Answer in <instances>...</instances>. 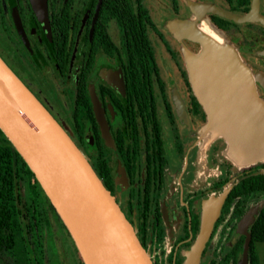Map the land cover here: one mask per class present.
<instances>
[{
	"label": "flooded vegetation",
	"instance_id": "flooded-vegetation-1",
	"mask_svg": "<svg viewBox=\"0 0 264 264\" xmlns=\"http://www.w3.org/2000/svg\"><path fill=\"white\" fill-rule=\"evenodd\" d=\"M196 1L205 3L206 26L221 31L253 73L264 74V25L236 24L207 11L243 16L255 2L264 19V0ZM189 14L181 0H0V58L95 173L103 146L107 190L152 264H188L203 204L224 193L196 264H239L245 245V264H251L257 244L253 226L264 207V163L234 165L219 157L221 140L207 150L202 136L191 143L185 134L178 114L189 130L204 123L206 114L177 42L159 30L156 19ZM183 42L191 53L199 52V44ZM171 81L182 101L179 113ZM90 87L103 110L110 146L101 138ZM1 140L0 264H83L33 174ZM204 161L220 174L204 175Z\"/></svg>",
	"mask_w": 264,
	"mask_h": 264
},
{
	"label": "water",
	"instance_id": "water-1",
	"mask_svg": "<svg viewBox=\"0 0 264 264\" xmlns=\"http://www.w3.org/2000/svg\"><path fill=\"white\" fill-rule=\"evenodd\" d=\"M207 11L236 24L258 21L264 25L255 2L243 16ZM186 32L200 46L186 64L193 94L207 117L201 135L205 145L221 140L227 159L240 167L264 163V100L257 91L259 87L264 96V74L253 73L237 50L210 26L191 27ZM88 91L101 138L110 146L103 110L94 90L90 87ZM0 131L47 196L83 264H152L87 159L1 58ZM118 174L123 175L119 166ZM224 195L203 204L201 229L188 264H196ZM256 212L244 218L241 229ZM247 249L245 245L239 264H245Z\"/></svg>",
	"mask_w": 264,
	"mask_h": 264
},
{
	"label": "rangeland",
	"instance_id": "rangeland-1",
	"mask_svg": "<svg viewBox=\"0 0 264 264\" xmlns=\"http://www.w3.org/2000/svg\"><path fill=\"white\" fill-rule=\"evenodd\" d=\"M182 3H184L188 9H189V17H179V16H173L170 18H157L156 19V25L159 28L160 31H162L165 36L167 37H171L172 39H174L175 42H177V48L179 50V52L181 53L186 71H187V64L186 62L190 59V57H192L191 55H193V53H191L189 51V49L187 48L186 44L183 42V40H187L189 42H194L191 39H188V35L186 32L187 28H191L193 27L194 30L197 29V27L206 25V21H205V16L201 13L202 12V7L204 6L205 3H202L201 1H196V0H181ZM200 22V23H199ZM196 23L198 24V26L195 24L194 26H192L191 24ZM217 31V34H219V36L225 37L223 35V33L221 31ZM197 43V42H194ZM198 44V43H197ZM188 74V72H187ZM171 83V87H172V93H173V100L174 103L176 105V108L178 110V113L181 112L180 106L181 105V98L179 97V95L177 94L176 90L174 89V84ZM177 113V114H178ZM182 113L178 116L180 117V120L182 122V124L184 125V129H185V134H188V137H192L191 139V143L192 141H194L196 139V137L201 136L202 132L204 130L205 124L207 122V117L204 123H201L200 125H198L194 130L193 128L189 130V126L187 125V122L184 120V118L182 117ZM199 140H197L198 143ZM207 148H203V149H209L211 147H213L214 145H206ZM219 157L225 161H228L229 163H232L231 161H229L225 155V153L221 150L219 151ZM233 164V163H232ZM258 164V163H257ZM202 167H203V174L206 176H212L215 177L217 175L220 174L219 171H216L215 169H211L206 161H204L202 163ZM211 177V178H212ZM256 251L259 255V259H260V264H264V243H257L256 244Z\"/></svg>",
	"mask_w": 264,
	"mask_h": 264
},
{
	"label": "trees",
	"instance_id": "trees-1",
	"mask_svg": "<svg viewBox=\"0 0 264 264\" xmlns=\"http://www.w3.org/2000/svg\"><path fill=\"white\" fill-rule=\"evenodd\" d=\"M86 104H87V102H86ZM0 138L2 139L1 143L5 146V150L14 153L16 158L21 160L20 157L18 156V154L12 148L11 144L6 139H4V136H3L1 131H0ZM100 150H101L100 151V157L97 160L96 174L107 189V186H106L107 168H106V164L104 161V152L102 151L103 150L102 145L100 146ZM262 177H263V175L258 176V178H262ZM263 184H264V182H263ZM253 227H254V234H255V239H254L255 242L264 243V207L260 211L258 217L256 218ZM251 253H252L251 264H260V259H259V255L256 251V248L252 249Z\"/></svg>",
	"mask_w": 264,
	"mask_h": 264
}]
</instances>
